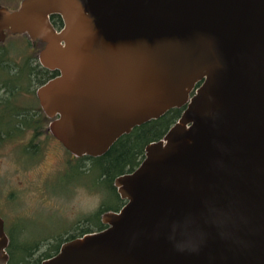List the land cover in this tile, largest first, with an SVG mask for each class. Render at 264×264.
<instances>
[{
    "label": "water",
    "instance_id": "water-1",
    "mask_svg": "<svg viewBox=\"0 0 264 264\" xmlns=\"http://www.w3.org/2000/svg\"><path fill=\"white\" fill-rule=\"evenodd\" d=\"M7 33L43 43L57 74L36 96L73 156L182 108L115 177L124 204L105 227L40 264H264V0H22L0 6Z\"/></svg>",
    "mask_w": 264,
    "mask_h": 264
},
{
    "label": "trees",
    "instance_id": "trees-1",
    "mask_svg": "<svg viewBox=\"0 0 264 264\" xmlns=\"http://www.w3.org/2000/svg\"><path fill=\"white\" fill-rule=\"evenodd\" d=\"M50 22L56 29L63 26L58 14H52ZM31 43H27V49L35 45L33 41ZM37 56L35 52L22 54L18 61L0 44V150L6 145L15 144L19 148L18 153L31 162L39 159L43 153L42 137H51L48 132L51 118L42 110L35 95L36 89L57 74L56 71L42 67ZM181 112L182 108H172L157 119L135 126L130 132L120 136L100 156H72L66 161V171H63L61 176L66 175L68 184L84 182L89 187L102 189L105 194L98 211L78 222L72 232L63 229L56 233L36 236L19 225V218L12 225L6 226L5 217L0 214L5 221V233L8 238L7 264H40L42 260L56 254L63 242L87 232L103 229L105 226L101 222V215L107 211H118L124 204L114 185L115 177L133 171L143 160L146 145L163 138ZM22 141L25 144L21 146ZM106 197L113 199L114 204L108 205ZM81 222H89L93 227L80 228L81 226H78ZM45 241H51L52 247L43 254L36 255L39 246Z\"/></svg>",
    "mask_w": 264,
    "mask_h": 264
},
{
    "label": "rangeland",
    "instance_id": "rangeland-1",
    "mask_svg": "<svg viewBox=\"0 0 264 264\" xmlns=\"http://www.w3.org/2000/svg\"><path fill=\"white\" fill-rule=\"evenodd\" d=\"M20 1L0 0V6L12 11L19 7ZM5 38L0 44L18 61L22 54L35 52L38 55L43 46V43L37 40L34 41L35 45L27 49V43L32 44V41L24 33H7ZM48 132L51 137H42L41 140L44 143L42 155L32 162L18 153L19 148L15 144L6 145L0 150V214L5 217L6 226L12 225L19 218V225L36 236L56 233L63 229L72 232L78 222L98 211L105 196L102 189L89 187L84 182L71 185L66 182L68 178H65L66 175L61 176V173L66 171V161L73 155L50 130ZM24 144L22 141L21 146ZM106 201L108 205L114 204V200L109 197H106ZM86 226L92 225L89 222H81L78 227ZM51 247V241H45L39 246L36 255L43 254Z\"/></svg>",
    "mask_w": 264,
    "mask_h": 264
},
{
    "label": "flooded vegetation",
    "instance_id": "flooded-vegetation-1",
    "mask_svg": "<svg viewBox=\"0 0 264 264\" xmlns=\"http://www.w3.org/2000/svg\"><path fill=\"white\" fill-rule=\"evenodd\" d=\"M197 86H198V84H197ZM192 94H193V92H192Z\"/></svg>",
    "mask_w": 264,
    "mask_h": 264
},
{
    "label": "built area",
    "instance_id": "built-area-1",
    "mask_svg": "<svg viewBox=\"0 0 264 264\" xmlns=\"http://www.w3.org/2000/svg\"><path fill=\"white\" fill-rule=\"evenodd\" d=\"M192 92H194V91H192Z\"/></svg>",
    "mask_w": 264,
    "mask_h": 264
}]
</instances>
